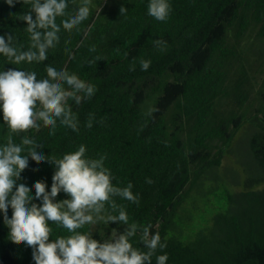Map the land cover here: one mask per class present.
I'll return each mask as SVG.
<instances>
[{"label":"trees","instance_id":"16d2710c","mask_svg":"<svg viewBox=\"0 0 264 264\" xmlns=\"http://www.w3.org/2000/svg\"><path fill=\"white\" fill-rule=\"evenodd\" d=\"M83 2L68 0L67 15L57 17V24ZM149 3L90 0L88 19L71 32L62 29L46 61L14 64L0 54V71H34L43 79L51 65L95 87L80 104L68 101L78 121L75 131L58 120L55 129L40 121L39 130L12 133L0 112V145L8 136L17 144L26 136L42 146L37 151L45 156L60 159L84 145L87 159L103 157L112 184L124 188L131 183L139 203L113 197L117 208L109 202L102 215H118L123 207L129 224H150L151 234L159 233L167 245L157 248L151 264L165 253L166 264H264V0H168L171 12L163 22L148 14ZM121 6L127 8L123 15ZM30 8L22 0L11 8L0 0V35L12 34L14 46L24 50L30 38L19 17ZM156 40L166 42L162 49ZM141 60L151 61L146 71ZM133 64L135 70H130ZM242 131H249V159L242 164L244 180L238 184L242 189L227 193V208L207 229L186 240L170 236L177 234L175 219L192 196L208 181H218ZM55 171L53 164H37L29 157L17 184L32 188L43 181L50 192ZM68 198L61 191L56 201ZM3 219L0 212V264H35L33 249L13 243ZM49 223L50 242L69 235ZM97 223L98 229L91 224L78 231L104 241L113 229L128 227ZM141 236L138 229L130 242L147 252Z\"/></svg>","mask_w":264,"mask_h":264},{"label":"clouds","instance_id":"9594fccd","mask_svg":"<svg viewBox=\"0 0 264 264\" xmlns=\"http://www.w3.org/2000/svg\"><path fill=\"white\" fill-rule=\"evenodd\" d=\"M20 2L5 0L10 8ZM22 2L31 6L30 11L19 17L26 23L30 38L27 50L14 46L15 37L12 34L0 35V54L14 64L46 61L49 49L60 42L61 30L71 32L90 15V0H84L73 15L57 24V17L67 15L68 0ZM119 11L123 15L127 8L121 6ZM170 12L168 0H150L148 14L157 21H165ZM154 43L162 49L166 42L156 40ZM140 64L141 69L146 71L151 61L141 60ZM130 70H135L134 64ZM46 73V78L37 79L34 71L17 68L0 71V112L10 132L39 130L40 121L44 127L55 129L58 120L61 125L77 130L78 121L68 101L71 99L80 104L82 99L94 94L95 87L75 73L57 70L51 65L46 66ZM25 148L26 155L22 154ZM37 148L42 146L26 136L19 144L8 136L7 142L0 145V212L4 214L3 222L10 230L11 241L31 247L35 264H151L157 248H166L159 233L151 234L150 224H129L123 207H120L118 215H108L107 218L102 215L109 202L114 210L117 208L113 197L139 203L138 196L131 191V183L124 188L112 184V176L104 167L103 157L87 159L84 145L60 159L45 156ZM29 157L37 164L47 161L55 166L50 192L43 181H37L32 188L24 183L17 184L21 173L29 166ZM147 182L152 183L151 180ZM33 189L34 197L31 195ZM61 191L69 198L56 201ZM34 199L41 203H33ZM9 207L12 209L11 218L8 216ZM100 220L123 223L128 227L123 232L113 229L110 238L104 241L94 239L91 232L78 231ZM49 222L66 230L69 235L58 236L50 242L53 230ZM138 229H142L141 240L147 252L134 248L130 242ZM167 260L166 253L158 255L156 264H166Z\"/></svg>","mask_w":264,"mask_h":264},{"label":"rangeland","instance_id":"374dc122","mask_svg":"<svg viewBox=\"0 0 264 264\" xmlns=\"http://www.w3.org/2000/svg\"><path fill=\"white\" fill-rule=\"evenodd\" d=\"M249 131L239 132L236 140L228 151L218 172V181L210 180L199 193L194 194L175 219L176 233L182 240L194 237L199 231L207 229L219 212L227 208L226 195L241 190L239 182L244 180L243 163L248 161L247 135ZM214 187L212 193L209 189ZM99 223L94 228H99Z\"/></svg>","mask_w":264,"mask_h":264}]
</instances>
